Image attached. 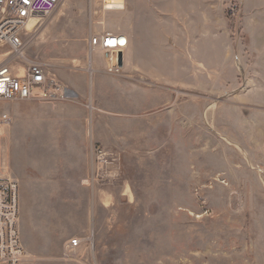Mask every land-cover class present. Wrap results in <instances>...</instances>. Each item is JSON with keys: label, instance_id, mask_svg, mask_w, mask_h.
Segmentation results:
<instances>
[{"label": "rangeland", "instance_id": "obj_1", "mask_svg": "<svg viewBox=\"0 0 264 264\" xmlns=\"http://www.w3.org/2000/svg\"><path fill=\"white\" fill-rule=\"evenodd\" d=\"M103 6L63 0L20 31L26 57L47 63L70 91L86 92L55 103H0L8 118L0 174L17 183L18 228L29 246L20 264H264V0H228L227 56L210 66L204 51L194 85L181 84L164 103L155 94L166 91L162 83L133 71L154 92L137 115L124 113V55L119 71L108 72L103 52L90 54L91 32L125 26V5ZM11 55L0 43V64ZM24 65L12 57L14 70ZM66 101L86 108L90 148L104 157L90 151L87 194H33L28 182L48 159L58 166V156L39 157L15 140V107ZM73 237L86 241L64 259Z\"/></svg>", "mask_w": 264, "mask_h": 264}, {"label": "crops", "instance_id": "obj_2", "mask_svg": "<svg viewBox=\"0 0 264 264\" xmlns=\"http://www.w3.org/2000/svg\"><path fill=\"white\" fill-rule=\"evenodd\" d=\"M227 2L124 0L125 26L123 31L115 33L123 34L127 41L123 55L129 71L124 75L129 106L125 107V114H141L154 93L150 94L152 91L139 84L133 71L145 72L162 83L166 91H155V94L164 103L169 96L173 97L181 84L188 89L194 85L196 61L207 65L200 57L208 55L212 60L210 66H215L227 56ZM71 97L83 99L86 92L74 88ZM170 112L178 115L177 108ZM16 139L19 143L28 142L39 157L58 156V166L52 165L48 159L50 164L28 182L33 194H87L90 191L92 187L86 183L91 154L85 107L68 101L55 105L26 103L15 107ZM48 168L49 174L45 171ZM58 170L62 174H58ZM21 243L28 251L29 246L23 237ZM50 246V240H47L43 249L48 250Z\"/></svg>", "mask_w": 264, "mask_h": 264}, {"label": "built area", "instance_id": "obj_3", "mask_svg": "<svg viewBox=\"0 0 264 264\" xmlns=\"http://www.w3.org/2000/svg\"><path fill=\"white\" fill-rule=\"evenodd\" d=\"M62 2L63 0H0V43L9 45L12 52L11 58L0 64V103L24 100L55 103L71 97V91L56 77L47 63L25 56V45L20 36V31L26 28L28 22L44 19ZM88 46L90 54L97 49L103 52L108 72L119 71L127 46L123 34L105 30L91 32ZM12 57H21L25 65L14 70ZM88 69L93 70L90 66ZM7 121L6 116H0V133ZM90 151L96 160L103 159L104 154L98 146H92ZM84 241L86 238L68 239L63 245V258H71L74 250ZM23 257L24 248L18 228L17 183L9 176L0 174V264H20Z\"/></svg>", "mask_w": 264, "mask_h": 264}, {"label": "bare ground", "instance_id": "obj_4", "mask_svg": "<svg viewBox=\"0 0 264 264\" xmlns=\"http://www.w3.org/2000/svg\"><path fill=\"white\" fill-rule=\"evenodd\" d=\"M103 8L108 10L124 9V0H105Z\"/></svg>", "mask_w": 264, "mask_h": 264}, {"label": "water", "instance_id": "obj_5", "mask_svg": "<svg viewBox=\"0 0 264 264\" xmlns=\"http://www.w3.org/2000/svg\"><path fill=\"white\" fill-rule=\"evenodd\" d=\"M112 63H114V57L112 58Z\"/></svg>", "mask_w": 264, "mask_h": 264}]
</instances>
